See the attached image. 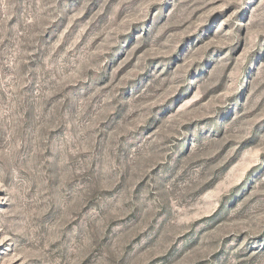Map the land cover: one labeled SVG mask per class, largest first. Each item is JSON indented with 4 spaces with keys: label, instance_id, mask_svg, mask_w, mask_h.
I'll return each mask as SVG.
<instances>
[{
    "label": "rangeland",
    "instance_id": "1",
    "mask_svg": "<svg viewBox=\"0 0 264 264\" xmlns=\"http://www.w3.org/2000/svg\"><path fill=\"white\" fill-rule=\"evenodd\" d=\"M0 264H264V0H0Z\"/></svg>",
    "mask_w": 264,
    "mask_h": 264
}]
</instances>
